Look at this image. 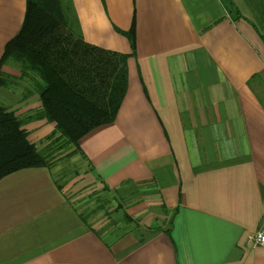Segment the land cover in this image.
<instances>
[{
    "label": "crops",
    "instance_id": "0c3cea01",
    "mask_svg": "<svg viewBox=\"0 0 264 264\" xmlns=\"http://www.w3.org/2000/svg\"><path fill=\"white\" fill-rule=\"evenodd\" d=\"M70 1L71 56L94 73L130 54L121 32L133 26L126 93L113 123L79 141L89 166L63 164H80L72 190L58 189L55 167L0 179V264H264L248 242L264 226V0ZM25 4L0 0V57ZM19 85L0 88V104L24 118L39 103ZM25 126L36 145L53 131ZM103 184L148 234L124 221L109 230L98 209L88 217V196H110Z\"/></svg>",
    "mask_w": 264,
    "mask_h": 264
},
{
    "label": "trees",
    "instance_id": "16d2710c",
    "mask_svg": "<svg viewBox=\"0 0 264 264\" xmlns=\"http://www.w3.org/2000/svg\"><path fill=\"white\" fill-rule=\"evenodd\" d=\"M232 16L238 18L239 15L234 11ZM79 32L70 0H26L21 27L5 44L0 57V88L15 87L20 81L26 85L22 89V101L35 96L39 107L19 118L15 111L0 104V179L23 169L50 170L54 168L51 158L57 151L65 152V162L81 156L88 167L79 141L93 128L113 123L126 93V61L134 55L133 26L128 32H121L129 42L130 54H109L100 79L71 56V46L79 38ZM259 38L264 43V36L259 35ZM10 63L19 73L18 80L1 70ZM261 77L254 76V79ZM79 117L90 122L85 124ZM31 121L53 125V131L40 145L28 140L24 126ZM74 165L72 167L79 169V163ZM73 173L74 177L79 176L75 169ZM55 182L61 189L68 180L64 184ZM109 192L104 184L99 191L100 194ZM95 195L93 193L89 199ZM103 210L100 207L98 211ZM119 211L124 222H131L118 205L114 212Z\"/></svg>",
    "mask_w": 264,
    "mask_h": 264
},
{
    "label": "rangeland",
    "instance_id": "374dc122",
    "mask_svg": "<svg viewBox=\"0 0 264 264\" xmlns=\"http://www.w3.org/2000/svg\"><path fill=\"white\" fill-rule=\"evenodd\" d=\"M10 64H12V63H10ZM8 65V64H7ZM4 66H6V65H4ZM11 68H13V67H11ZM102 72H98L97 70H95V75H96V78L97 79H100L101 78V76H102ZM12 77V76H11ZM14 78V77H13ZM17 78V77H16ZM16 80H18V79H16ZM18 82H20V81H17V84H16V86L15 87H18ZM21 84V83H20ZM12 87V86H11ZM11 87H9V88H11ZM24 88V86L23 85H19V88H15V90H16V92L17 93H20V95H21V93H22V89ZM262 91V92H261ZM259 92H260V95H262L263 96V90H262V87H259ZM17 97V96H16ZM79 119H80V121H82L83 123H88V122H90V120L89 119H87V118H85V117H79ZM24 127H26V126H24ZM27 129V128H26ZM31 134V133H30ZM65 156V152L64 151H57V152H55V154L53 155V157L51 158V161H52V164H53V166L55 167V169L56 168H58L56 171H54L55 173H54V175H55V178H56V180L59 182V184H64V182L66 181L67 182V180L68 181H71V182H69V184L68 185H70V187H69V189H71L73 186H72V182L75 180V179H71V178H74L73 177V174H72V172L74 171V169H75V171H79V169H76V167H72L74 164H76L75 162H71L72 164H67V165H63V164H65V163H67V162H70V161H74V157L73 158H71L69 161H67V162H65V160L63 159V157ZM63 165V167L61 168V166ZM75 166V165H74ZM78 168V167H77ZM81 172V171H80ZM65 175V176H64ZM62 176V177H61ZM61 177V178H60ZM67 186V185H66ZM64 187V186H63ZM75 188V187H74ZM86 189V188H85ZM85 189H81V190H85ZM72 190V189H71ZM91 190H93V188H91ZM92 195V194H91ZM90 195V196H91ZM112 194L110 195V198H103L102 196H97V197H95V198H93V199H88V197H87V201H85V204H84V210L85 211H88V213H87V215H88V217H90V214H92V213H94V211L95 210H99V208L100 207H102V208H104V210H103V213H105V215H103V216H101L100 217V220H98V222L100 223V222H102L103 223V221H106L107 223V228L109 229V230H113V229H115V228H117V226L119 225V224H122L123 223V220L121 219V211H119V212H114V209L118 206V205H120V204H118V202H117V200L116 199H114V198H112ZM123 211V210H122ZM99 212V211H98ZM96 213V212H95ZM94 213V214H95ZM101 213H102V211H101ZM102 213V214H103ZM95 216V215H94ZM102 219H104L103 221H102ZM129 225H128V224ZM126 224L128 225V226H126V228L125 229H127V228H131V227H133L134 228V226H136V228L139 226V227H141V228H139L138 230L136 229V235L137 234H141V235H146V234H148L149 233V231L147 232V231H145L144 229H143V219L142 218H138V219H136V220H133V219H131V222H127ZM110 225V226H109Z\"/></svg>",
    "mask_w": 264,
    "mask_h": 264
},
{
    "label": "built area",
    "instance_id": "2783aa9c",
    "mask_svg": "<svg viewBox=\"0 0 264 264\" xmlns=\"http://www.w3.org/2000/svg\"><path fill=\"white\" fill-rule=\"evenodd\" d=\"M248 242L252 249L256 247L264 248V226L248 237Z\"/></svg>",
    "mask_w": 264,
    "mask_h": 264
}]
</instances>
